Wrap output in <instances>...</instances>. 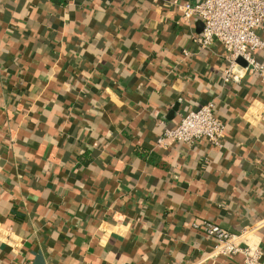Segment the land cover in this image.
<instances>
[{
    "label": "crops",
    "instance_id": "crops-1",
    "mask_svg": "<svg viewBox=\"0 0 264 264\" xmlns=\"http://www.w3.org/2000/svg\"><path fill=\"white\" fill-rule=\"evenodd\" d=\"M196 1L0 0V264H242L192 223L264 218V84L222 80ZM209 101L220 147L157 145ZM245 238L264 259V224Z\"/></svg>",
    "mask_w": 264,
    "mask_h": 264
},
{
    "label": "built area",
    "instance_id": "built-area-1",
    "mask_svg": "<svg viewBox=\"0 0 264 264\" xmlns=\"http://www.w3.org/2000/svg\"><path fill=\"white\" fill-rule=\"evenodd\" d=\"M181 21L191 24L199 20L200 33L193 36L198 49H208L214 41L224 51L227 65L222 70L224 82L239 83L245 74H254L264 84V60L257 52H264V38L257 30L264 26V0H197L177 5ZM183 57L191 54L182 50ZM241 59L244 65L238 63ZM227 123L214 114V102L209 101L180 116L171 127H165L157 139L158 146H166L169 140L191 144L206 139L220 147ZM264 224V218L241 234H233L209 220L193 222L192 226L212 239L209 258L239 254L242 264H264L262 250L257 243L250 242L245 234Z\"/></svg>",
    "mask_w": 264,
    "mask_h": 264
},
{
    "label": "water",
    "instance_id": "water-1",
    "mask_svg": "<svg viewBox=\"0 0 264 264\" xmlns=\"http://www.w3.org/2000/svg\"><path fill=\"white\" fill-rule=\"evenodd\" d=\"M238 63L244 65L243 61L241 59H238Z\"/></svg>",
    "mask_w": 264,
    "mask_h": 264
}]
</instances>
